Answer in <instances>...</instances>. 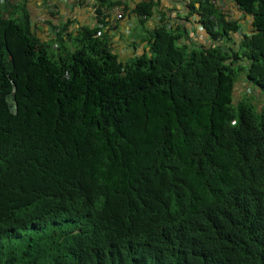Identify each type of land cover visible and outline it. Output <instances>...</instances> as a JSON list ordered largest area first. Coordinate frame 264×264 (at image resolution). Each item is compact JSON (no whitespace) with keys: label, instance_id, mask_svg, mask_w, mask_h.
Instances as JSON below:
<instances>
[{"label":"trees","instance_id":"trees-1","mask_svg":"<svg viewBox=\"0 0 264 264\" xmlns=\"http://www.w3.org/2000/svg\"><path fill=\"white\" fill-rule=\"evenodd\" d=\"M24 1L0 0V264H264V117L233 94L237 73L264 93V0L225 1L243 32L189 0L211 44L160 23L127 59L113 0L50 22L53 49Z\"/></svg>","mask_w":264,"mask_h":264},{"label":"crops","instance_id":"crops-1","mask_svg":"<svg viewBox=\"0 0 264 264\" xmlns=\"http://www.w3.org/2000/svg\"><path fill=\"white\" fill-rule=\"evenodd\" d=\"M42 0H25L24 4L29 14L30 21L35 25L36 34L40 38H48L50 30L46 26L38 25L37 18H43V22L53 24H59L68 22L66 31L71 34L81 25H92L95 22L93 9L90 8L96 3V0H68L65 4H59L56 10H53V14H46L41 10ZM45 1V0H44ZM137 0H128V6H132L133 2ZM147 1V0H142ZM155 3L153 12L142 25L139 24L137 17L133 13L124 14L121 21L117 22L115 26L108 29V35L113 41L114 50L118 53L119 58L127 59L142 51L144 47V41L141 39L144 36V29H150L155 25L164 23L169 27H183L184 38L183 41L188 47H197L200 45L211 44V39L202 30L199 24L196 22V14L190 13L187 3L189 0H153ZM226 1V0H224ZM229 6H232L228 1ZM235 17H241L238 10H234L232 15ZM244 19L248 17L244 15ZM247 17V18H246ZM45 19V20H44ZM240 20V24H241ZM248 21V20H247ZM40 26V27H39ZM41 28V30H39ZM106 30V28H102ZM247 29L241 28L240 31H247ZM238 35L233 36V41H228L227 44L232 45V42L238 40ZM142 40V41H141ZM233 44V46L236 45Z\"/></svg>","mask_w":264,"mask_h":264},{"label":"rangeland","instance_id":"rangeland-1","mask_svg":"<svg viewBox=\"0 0 264 264\" xmlns=\"http://www.w3.org/2000/svg\"><path fill=\"white\" fill-rule=\"evenodd\" d=\"M125 1L128 0H124V4ZM42 4H44V0L41 1ZM127 5V2H126ZM89 6L90 8L93 9V7H91V2H89ZM42 11L44 8V5H42L41 7ZM245 17L241 16V28H246L248 26V21L247 19H244ZM45 20V19H44ZM62 23L56 24L57 26H60ZM43 26H46L47 28L49 27L51 29L50 23H45L43 22ZM40 27V26H39ZM39 30H41V28H39ZM40 37H42V35H40ZM44 39V38H43ZM44 40L49 41L51 43V48H56L57 43V39L54 35V33H49V37L45 38ZM69 48H72L71 45H68ZM234 100H239L241 98H243L244 101H248L252 104L254 110L256 113L261 114L264 117V93L258 91L257 89L251 87V85L249 83H246L243 75L241 73V75L239 73H237L235 75V79H234Z\"/></svg>","mask_w":264,"mask_h":264},{"label":"built area","instance_id":"built-area-1","mask_svg":"<svg viewBox=\"0 0 264 264\" xmlns=\"http://www.w3.org/2000/svg\"><path fill=\"white\" fill-rule=\"evenodd\" d=\"M114 3L106 10L108 14L107 26L104 28H111L116 25L117 22L121 21L125 14V4L124 0H113ZM68 0H45L44 2V12L48 15L51 11L56 10L59 4H65ZM221 10L224 14L230 15L234 9L238 8L233 5L231 7H226V2L224 0H211ZM36 22L38 25L43 26V18H37Z\"/></svg>","mask_w":264,"mask_h":264}]
</instances>
